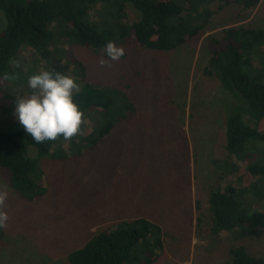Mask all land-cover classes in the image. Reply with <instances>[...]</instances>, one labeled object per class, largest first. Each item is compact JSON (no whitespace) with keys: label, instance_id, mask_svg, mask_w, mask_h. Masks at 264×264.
<instances>
[{"label":"trees","instance_id":"1","mask_svg":"<svg viewBox=\"0 0 264 264\" xmlns=\"http://www.w3.org/2000/svg\"><path fill=\"white\" fill-rule=\"evenodd\" d=\"M260 2L0 0L7 20L0 34V83L9 81L4 79L8 75L15 91L42 71L69 75L80 86L74 101L84 113L81 132L71 140L61 136L37 143L20 123L16 129L0 130V168L9 173L10 189L28 202L44 197L48 185L42 160L82 157L137 112L126 87L86 79L76 47L105 56L108 42L168 52L206 35L209 57L203 72L220 83L233 103L225 118L223 155L212 161L219 174L207 198L209 222L201 228L204 214L196 201V225L229 242L221 264H264L263 257L243 245L264 237V29L238 25L207 34L212 18L227 7L246 12ZM25 52L36 57L32 63H43V70L23 66ZM19 73L21 79L16 78ZM168 244V231L157 220L139 215L94 233L68 251L66 264H156Z\"/></svg>","mask_w":264,"mask_h":264},{"label":"rangeland","instance_id":"2","mask_svg":"<svg viewBox=\"0 0 264 264\" xmlns=\"http://www.w3.org/2000/svg\"><path fill=\"white\" fill-rule=\"evenodd\" d=\"M212 20L207 34L238 25L264 29V0L246 12L227 7ZM6 26L0 10V34ZM205 36L168 52L120 45L125 55L105 66L99 61L107 56L74 49L86 79L126 87L137 112L82 157L42 160L48 192L33 202L10 189L9 173L0 168V191L8 192L3 210L9 216L0 238V264H66L68 251L94 233L139 215L168 231V248L156 264L226 260L224 235H208L196 225V201L204 214L201 228L209 222L207 198L219 174L212 161L223 155L225 118L233 103L203 72L209 57ZM29 54L24 53L22 65L43 70V63H32L36 57ZM11 82L0 83V130L19 126L17 98L33 91L27 83L14 91ZM243 245L264 258V237Z\"/></svg>","mask_w":264,"mask_h":264},{"label":"clouds","instance_id":"3","mask_svg":"<svg viewBox=\"0 0 264 264\" xmlns=\"http://www.w3.org/2000/svg\"><path fill=\"white\" fill-rule=\"evenodd\" d=\"M108 60L101 59V66L109 61H119L125 55L123 47L108 42L105 49ZM19 67V64L16 65ZM4 79H10L5 75ZM32 94L17 98L15 114L20 125L37 143L56 141L61 136L71 140L81 132L84 113L74 101V94L80 86L75 78L49 71H42L28 79ZM8 197L7 191H0V229L7 227L9 216L3 209Z\"/></svg>","mask_w":264,"mask_h":264}]
</instances>
